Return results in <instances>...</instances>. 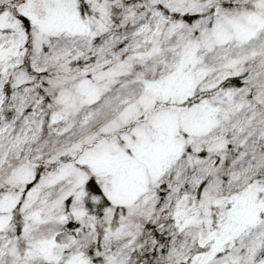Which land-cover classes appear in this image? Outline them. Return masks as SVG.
Instances as JSON below:
<instances>
[{
  "label": "snow or ice",
  "instance_id": "snow-or-ice-1",
  "mask_svg": "<svg viewBox=\"0 0 264 264\" xmlns=\"http://www.w3.org/2000/svg\"><path fill=\"white\" fill-rule=\"evenodd\" d=\"M0 264H264V0H0Z\"/></svg>",
  "mask_w": 264,
  "mask_h": 264
}]
</instances>
